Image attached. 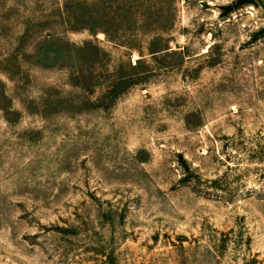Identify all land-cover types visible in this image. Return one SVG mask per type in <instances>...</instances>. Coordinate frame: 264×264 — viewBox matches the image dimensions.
Returning <instances> with one entry per match:
<instances>
[{
    "label": "rangeland",
    "instance_id": "1",
    "mask_svg": "<svg viewBox=\"0 0 264 264\" xmlns=\"http://www.w3.org/2000/svg\"><path fill=\"white\" fill-rule=\"evenodd\" d=\"M0 264H264V0H0Z\"/></svg>",
    "mask_w": 264,
    "mask_h": 264
},
{
    "label": "trees",
    "instance_id": "2",
    "mask_svg": "<svg viewBox=\"0 0 264 264\" xmlns=\"http://www.w3.org/2000/svg\"><path fill=\"white\" fill-rule=\"evenodd\" d=\"M215 183V182H214Z\"/></svg>",
    "mask_w": 264,
    "mask_h": 264
}]
</instances>
